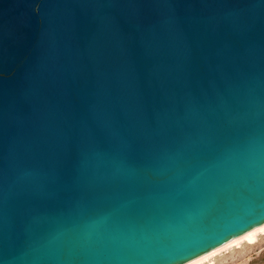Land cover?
I'll list each match as a JSON object with an SVG mask.
<instances>
[{"label": "water", "instance_id": "water-1", "mask_svg": "<svg viewBox=\"0 0 264 264\" xmlns=\"http://www.w3.org/2000/svg\"><path fill=\"white\" fill-rule=\"evenodd\" d=\"M262 218L264 0H0V264H163Z\"/></svg>", "mask_w": 264, "mask_h": 264}, {"label": "bare ground", "instance_id": "bare-ground-1", "mask_svg": "<svg viewBox=\"0 0 264 264\" xmlns=\"http://www.w3.org/2000/svg\"><path fill=\"white\" fill-rule=\"evenodd\" d=\"M233 233V232H232ZM258 234H264V218L217 238L207 244L177 256L163 264H212L214 256L229 248H238L243 243L253 244Z\"/></svg>", "mask_w": 264, "mask_h": 264}, {"label": "rangeland", "instance_id": "rangeland-1", "mask_svg": "<svg viewBox=\"0 0 264 264\" xmlns=\"http://www.w3.org/2000/svg\"><path fill=\"white\" fill-rule=\"evenodd\" d=\"M264 253V234H258L253 244H241L238 248H229L212 259V264H247L253 256ZM204 264H209L204 262Z\"/></svg>", "mask_w": 264, "mask_h": 264}, {"label": "trees", "instance_id": "trees-1", "mask_svg": "<svg viewBox=\"0 0 264 264\" xmlns=\"http://www.w3.org/2000/svg\"><path fill=\"white\" fill-rule=\"evenodd\" d=\"M247 264H264V253L259 256H253Z\"/></svg>", "mask_w": 264, "mask_h": 264}]
</instances>
